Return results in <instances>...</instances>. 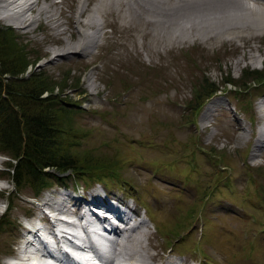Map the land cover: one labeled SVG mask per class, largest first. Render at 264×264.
Returning <instances> with one entry per match:
<instances>
[{
    "label": "rangeland",
    "instance_id": "obj_1",
    "mask_svg": "<svg viewBox=\"0 0 264 264\" xmlns=\"http://www.w3.org/2000/svg\"><path fill=\"white\" fill-rule=\"evenodd\" d=\"M36 2L28 12L35 17L31 25L4 17L0 27L13 29L30 60L40 57L25 76L36 70L55 84L67 78L62 96L76 108L71 151L115 164L118 177L100 184L69 172L37 193L29 183L15 188L9 175L0 176V189L6 186L0 194V264L15 256L24 233L20 222L41 213L33 204L45 208V201L81 194L82 188L87 198L104 189L133 198L125 202L146 220L150 253L161 251L178 264L195 258L203 264H264V142L255 147L264 122V81L247 79L250 87L238 96L227 85L197 115L191 109L205 79L220 84L230 76L238 90L248 72H264V16L245 8L244 18L227 14L218 30L230 21L248 27L219 34L206 25L205 33L189 29L190 37L175 42L176 34H186L187 19L207 20L211 11L178 12L160 31L148 22L156 14L137 6L138 0ZM44 6L52 20L38 13ZM92 19L102 27L95 35L96 25L87 24ZM78 30L90 35L81 39ZM6 155L0 151V168L7 165ZM70 196L66 201L77 204Z\"/></svg>",
    "mask_w": 264,
    "mask_h": 264
},
{
    "label": "trees",
    "instance_id": "obj_2",
    "mask_svg": "<svg viewBox=\"0 0 264 264\" xmlns=\"http://www.w3.org/2000/svg\"><path fill=\"white\" fill-rule=\"evenodd\" d=\"M38 60L39 56L28 58L26 44L17 40L13 29L0 27V151L8 157L4 173L15 188L29 183L37 193L52 181L59 183L69 172L100 184L109 177H118L115 164L71 151L77 134L71 115L76 108L62 96L67 78L55 84L51 77L36 70L25 76L29 64L34 66ZM247 79L263 82L264 72H248L238 90L230 76L220 84L205 79V85L194 96L193 113L197 115L206 98L227 89V85L233 86L238 96L250 87Z\"/></svg>",
    "mask_w": 264,
    "mask_h": 264
},
{
    "label": "bare ground",
    "instance_id": "obj_3",
    "mask_svg": "<svg viewBox=\"0 0 264 264\" xmlns=\"http://www.w3.org/2000/svg\"><path fill=\"white\" fill-rule=\"evenodd\" d=\"M36 1L37 0H0V11H1L0 12V18L6 17L7 19H9L10 21L15 22L16 24L17 23L20 24V23H25L26 22L27 26L31 25L32 22H34L35 17L28 16V12L35 10V5L37 3ZM245 1H247V0H245ZM248 1H250L251 5L246 4L244 2V0H212V1L201 0V2H198V0H175V1L174 0H146V3H145V0H144V2L142 0H138V2L136 4H137V6L142 7L144 9V11L148 10V11H150V13H153L154 15L156 14L155 16L157 18H155V19L150 18V19H148V22L153 23V24H159V28H158L159 30L160 29L162 30L163 24H165V23H167L169 21V17L170 16H175L178 12L182 13V14H188V13L191 14L192 12L200 14V13H202L204 11H208V12L211 11L209 13L212 14V15L206 16L207 20L204 19V16H201L203 18H200L198 20L197 19H195V20L187 19L188 23L185 22V23L188 24L186 26V29H187L186 30V34L185 35H182V34L181 35L180 34L177 35L176 34L174 40H175V42H177L180 39L188 38L189 33H187V31H189V29H190V31L194 30V29H198V31H202V32L205 33L206 32L205 29L208 28L206 25H209L208 29L217 30L216 33H219V34L221 33V31H232L233 29H237L239 27L240 28L248 27V25H250L249 23L243 22L240 25H232V24H235V23H233V21L231 23V21H230L227 24L228 26L227 27L225 26L226 28L224 30H218V29H222L223 28V26L226 24V21H224V20L230 14L235 16V17H238V18L239 17L244 18V16H245L244 13L245 12L243 13V10L244 11L248 10V9L253 10V14H255L256 18H260V17L264 16L262 13H261V16L256 15L258 10L260 12H264L263 11L264 9L260 10L262 8L259 6V4H264V0H248ZM191 2H193V3H191ZM147 3H150V6L151 5L152 6H156L157 10L154 9V8H151V7H147V5H146V8H145V4H147ZM51 5H53V4H51ZM245 8H248V9H245ZM233 10H234V12H233ZM212 11H214V12H212ZM254 11H256V12H254ZM81 12H82V8L80 9L79 14ZM136 12H135L136 15H140L142 11L139 12L138 14ZM38 13L39 14H44L45 18L48 19V20H52L53 19L52 13L48 14V9H47L46 6L40 7L38 9ZM61 13H60V15H61ZM172 14H174V15H172ZM227 14H229V15L226 16ZM154 15H153V17H154ZM189 17H191V16H189ZM249 19H251V18H249ZM246 20H248V19H246ZM249 21H251V20H249ZM179 23H180V21H179ZM207 23H209V24H207ZM87 24L96 25V29H94L92 31V35H95L96 33H98L99 32L98 30H100L102 28L101 24L98 21L94 20V19H92V21L87 22ZM160 24H162V27L160 26ZM56 25H59V22L55 21V24L53 25V27L56 28ZM59 28H60V26H59ZM182 29H184V28H182ZM160 31H158V32H160ZM164 31H163V34L165 33ZM211 32H213V31H211ZM78 33L81 36V39H86V37L90 35L89 33H86V32L81 31V30H78ZM155 34H157V33L155 32ZM189 37H190V35H189ZM211 37H212V35H211ZM161 39H162V37H160V40ZM169 39H170V37H169ZM171 39L173 40V38H171ZM56 43H58V42H56ZM79 44H81V42ZM69 47H70V45L68 44L66 48L68 49ZM64 50H66V49H64ZM74 51H76V50H74ZM46 53H48V51ZM56 53L57 52H55V54ZM61 53H62V51H61ZM64 53H66V52H64ZM90 84H92V83H90ZM261 136H262V138H261ZM263 142H264V122L262 123V125L260 127L259 137H257V139H256L255 147H257V148L261 147L263 145ZM4 174H5L4 171H0V176H3ZM4 189H6V186H4V187H2L0 189V194H1V192L4 191ZM17 195H19V194H17ZM116 196L121 201L123 200V204H122L123 207L121 206V211H120V209H118L117 205L115 204L116 203V201L114 199L115 195L113 193H110V195L108 193H105L102 196V198H98L96 195H92L89 201H86V200L82 201V200H80L77 197L73 198V199H75L77 204H74V203L70 204L68 201H66V198H70L71 196H70V194L69 195L65 194L64 197H63L65 199L59 198L58 200L45 201V203L43 205L53 208V210H55L56 212H63V213H67V214H77V216L80 217L81 219H83V213H81L79 208L81 207V205H82L81 203H83V202H86V204H88V202H98L100 205L110 206V207L114 208L117 211L118 215L120 216L119 219L124 218L122 216L126 215L127 217H129L128 220L129 219H130V221L132 220V218H131L132 216L128 215L129 214L128 212L123 211V208H128L131 213H135L138 217L140 216V214H138V210L137 209L135 210V207L132 209L131 207L128 206L129 203L125 202L126 200L120 198L118 195H116ZM127 198L133 200V198H130V197H127ZM129 199H127V200H129ZM9 200H10V198H9ZM111 201H114L115 203H113ZM40 204L42 205V203H40ZM11 205H12V203H11ZM25 206H26V204H25ZM8 208H10V207H8ZM31 208H33L32 210H34V212L36 210L40 209L39 207L35 209L34 204H33V206H31ZM37 217H38V215H36L35 218H37ZM35 218L31 217V220L28 221L25 224L20 222V225H21L22 229H24V233L20 234L18 236L19 237V241L17 243V249L15 247V249H16L15 251L16 252L14 251L16 256H18L19 253L21 252V248L25 247V245H21V243L24 242V238L26 236L25 234H29L30 233V237L32 239L31 243H29L30 241L27 240V241H25V244H32V243H34L35 241H37L40 238L38 236V233H37L38 230L32 231V229L27 226V225H32V223L34 222ZM140 219L141 220L136 221V223L133 225V228L131 230H129V231L128 230L127 231H123V230H119V229L116 228V230H117L116 231L117 232V238L114 241L111 242L112 255L108 259V261H106L107 264H112L113 262H115L117 257H121L123 260H127V262L123 263V264H178L174 260H171L168 257L163 256L164 254L161 251H159V252L157 251L155 253L148 252L147 247L149 246L148 245L149 236L146 237V238L144 236H146V234L149 235V231H146V230L142 229L143 227H146V220H144L142 218H140ZM69 230L73 231L74 229L69 228ZM66 246H69V245H66ZM154 247H156V245H154L153 248ZM171 251H173V250H171ZM29 257L36 258V256H29ZM193 262H195V264H203L202 261L201 262L198 261V258H195L193 260ZM16 264H22V263H16ZM184 264H189V263L186 261V263H184Z\"/></svg>",
    "mask_w": 264,
    "mask_h": 264
},
{
    "label": "water",
    "instance_id": "obj_4",
    "mask_svg": "<svg viewBox=\"0 0 264 264\" xmlns=\"http://www.w3.org/2000/svg\"><path fill=\"white\" fill-rule=\"evenodd\" d=\"M38 66V65H37Z\"/></svg>",
    "mask_w": 264,
    "mask_h": 264
}]
</instances>
